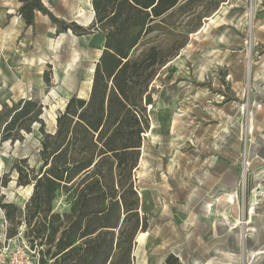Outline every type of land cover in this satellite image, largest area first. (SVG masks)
Wrapping results in <instances>:
<instances>
[{"label":"rangeland","instance_id":"374dc122","mask_svg":"<svg viewBox=\"0 0 264 264\" xmlns=\"http://www.w3.org/2000/svg\"><path fill=\"white\" fill-rule=\"evenodd\" d=\"M17 1L0 0L2 64L3 55L9 64V58L21 62L14 53L21 24L5 11ZM48 7L84 28L95 15L91 0H54ZM53 38L28 54L51 72L49 83L23 84L16 80L20 70L8 66L0 72V111L31 93L44 105L47 130L72 95L88 96L104 45L98 31L61 30ZM155 87L151 128L135 175L149 224L138 236L135 264H162L170 254L182 264H264V250L253 252L264 247V216L249 210L264 171V0L222 5L164 67ZM41 138L35 123L21 139L0 141V177L11 172L0 189L5 202L24 207L29 199L31 187L17 186L11 170L17 162L39 166ZM54 204L60 212L69 208L64 196ZM6 228L0 209V255H20Z\"/></svg>","mask_w":264,"mask_h":264},{"label":"trees","instance_id":"16d2710c","mask_svg":"<svg viewBox=\"0 0 264 264\" xmlns=\"http://www.w3.org/2000/svg\"><path fill=\"white\" fill-rule=\"evenodd\" d=\"M18 14L27 26L36 12L60 30L104 35L88 96L72 95L47 130L44 105L21 98L0 111V141L14 142L39 124V166L17 162V186L31 187L25 206L5 202L0 209L6 237L20 232L38 264H135L138 236L149 229L142 212L136 169L151 128L164 67L225 3L234 0H91L92 23L84 28L59 19L43 0H21ZM51 72L44 79L51 81ZM10 173L0 177L7 187ZM69 206L57 211L55 201ZM162 264H182L175 254Z\"/></svg>","mask_w":264,"mask_h":264},{"label":"crops","instance_id":"0c3cea01","mask_svg":"<svg viewBox=\"0 0 264 264\" xmlns=\"http://www.w3.org/2000/svg\"><path fill=\"white\" fill-rule=\"evenodd\" d=\"M52 1L54 0H43L45 6L47 7L48 5H50ZM12 2H14V0H12ZM21 4H22V1L18 0L15 3V6L14 4H12L14 8H7L5 10L7 13L12 14L13 17L16 18V21L21 24L19 31L15 35V43L17 44L18 42V45L15 44L16 47L14 49L15 54L18 53L21 55V59H20L21 62L20 63L13 62L9 58V61H10V64H9L6 62L7 61L6 56L3 55L4 63L3 64L0 63V72L3 70H6L8 66L12 69L20 70V74L16 76V80L21 81L23 84L34 83L33 81L34 79H36V83L38 84L45 83V79H44L45 67L43 65L42 66L35 65L34 62H31L30 58L28 57V54L31 51L30 50L31 47H35L36 45L42 46V45H45L46 43H49V40H54L53 36L56 35V33L61 32V30L59 29V26L57 24L51 21L48 15L42 12H36L34 26H27L25 20L18 14V9L21 6ZM76 23L78 24L77 21ZM98 58L96 59V61L98 60ZM94 68H95V64H94ZM35 70H37V73H34ZM50 76L52 78V74ZM90 90H91V86H90ZM90 90H89V93H90ZM31 97H32V94L30 93L29 95H26L25 97H21V98H31ZM262 160L264 161V152H262ZM255 212H256L255 214L253 212L254 215H257L258 217H263L264 207L261 206L257 208ZM262 249L264 250V247H258V249H254L253 252L255 253L259 252Z\"/></svg>","mask_w":264,"mask_h":264},{"label":"built area","instance_id":"2783aa9c","mask_svg":"<svg viewBox=\"0 0 264 264\" xmlns=\"http://www.w3.org/2000/svg\"><path fill=\"white\" fill-rule=\"evenodd\" d=\"M253 208L255 211L259 207H264V171L257 179L255 186L253 188ZM9 241H15L19 243V248L22 249L21 254L15 253L12 255L6 254L5 251L0 255V264H38L35 257L32 255L34 251L30 249L27 242L22 236V232L14 239H9Z\"/></svg>","mask_w":264,"mask_h":264},{"label":"bare ground","instance_id":"6f19581e","mask_svg":"<svg viewBox=\"0 0 264 264\" xmlns=\"http://www.w3.org/2000/svg\"><path fill=\"white\" fill-rule=\"evenodd\" d=\"M253 204H254V202H253V200L251 201V206L249 207V210L250 211H252V212H254L253 210H252V208H253ZM248 212V211H247ZM247 223V222H246ZM145 234V233H144Z\"/></svg>","mask_w":264,"mask_h":264},{"label":"water","instance_id":"95a60500","mask_svg":"<svg viewBox=\"0 0 264 264\" xmlns=\"http://www.w3.org/2000/svg\"><path fill=\"white\" fill-rule=\"evenodd\" d=\"M95 69V68H94ZM57 117V116H56Z\"/></svg>","mask_w":264,"mask_h":264}]
</instances>
